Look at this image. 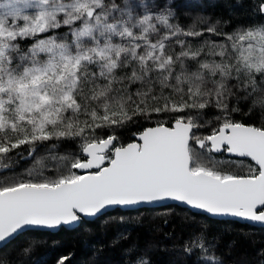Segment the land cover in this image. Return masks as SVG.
<instances>
[{
    "label": "snow or ice",
    "instance_id": "1",
    "mask_svg": "<svg viewBox=\"0 0 264 264\" xmlns=\"http://www.w3.org/2000/svg\"><path fill=\"white\" fill-rule=\"evenodd\" d=\"M208 6L0 0V246L12 248L0 264H45L37 250L60 233L91 264L108 246L123 264H155L156 250L228 264L236 240L213 226L264 227V120L235 118L264 114V0H235L227 17ZM168 201L204 222L133 240L121 210ZM110 225L107 245L90 240Z\"/></svg>",
    "mask_w": 264,
    "mask_h": 264
},
{
    "label": "trees",
    "instance_id": "2",
    "mask_svg": "<svg viewBox=\"0 0 264 264\" xmlns=\"http://www.w3.org/2000/svg\"><path fill=\"white\" fill-rule=\"evenodd\" d=\"M209 6L206 14H211L213 18L219 16L227 17L230 6L235 0H208ZM251 0H245L250 3ZM189 21H185L188 23ZM235 118L248 123H256L259 125L264 120V114L259 110L249 114L247 108L241 113L235 114ZM30 161L25 164L21 161L22 167L30 166ZM166 208L168 210H166ZM115 214V213H114ZM120 214L131 217L128 227L132 229L133 240H138L142 245L161 238L165 233L175 231L177 237L181 233L185 236L193 228L198 227L204 221L200 217L192 218V213L187 209L170 206L154 209H137L132 211H122ZM117 225H110L108 234L105 236L99 232L90 236V240L97 243L108 244ZM219 227L224 232H228L231 228V235H225L224 241L235 238V246L226 250L230 254L226 256L228 264H264V227H254L248 224L223 223L213 226V231ZM243 233V234H240ZM52 239L58 241L53 245L51 240L46 247L37 250V255L45 262V264H55L56 258L61 254L69 255V264H91L92 250L86 245L82 239L75 234L60 233L54 234ZM221 251H225L224 244L220 246ZM12 254V248L0 249V259ZM155 264H171L173 255L164 250H156L153 253ZM96 264H123L121 248L105 247L103 252L97 258Z\"/></svg>",
    "mask_w": 264,
    "mask_h": 264
},
{
    "label": "water",
    "instance_id": "3",
    "mask_svg": "<svg viewBox=\"0 0 264 264\" xmlns=\"http://www.w3.org/2000/svg\"><path fill=\"white\" fill-rule=\"evenodd\" d=\"M176 204H177V202L168 201V202H166V204L164 206H161L159 208H163V207H167V206H174V205L176 206ZM181 208H185L186 209V207H183V206ZM139 209H142V208H139ZM132 210H137V209H129V210H122V211H132ZM240 223H242V224H248V225H251V226H254V227H261L259 224L253 225L251 223H245V222H240ZM2 248L3 247L0 246V249H2Z\"/></svg>",
    "mask_w": 264,
    "mask_h": 264
}]
</instances>
